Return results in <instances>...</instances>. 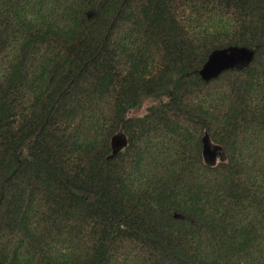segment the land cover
<instances>
[{"label": "trees", "instance_id": "trees-1", "mask_svg": "<svg viewBox=\"0 0 264 264\" xmlns=\"http://www.w3.org/2000/svg\"><path fill=\"white\" fill-rule=\"evenodd\" d=\"M0 264H264V0H0Z\"/></svg>", "mask_w": 264, "mask_h": 264}, {"label": "water", "instance_id": "water-1", "mask_svg": "<svg viewBox=\"0 0 264 264\" xmlns=\"http://www.w3.org/2000/svg\"><path fill=\"white\" fill-rule=\"evenodd\" d=\"M255 50L247 46L228 45L213 49L202 67L199 69L201 77L208 81L217 77L228 69H244L253 60ZM128 143L126 134L117 133L112 138L114 153L122 150ZM202 154L205 162L215 165L226 158V153L220 144L211 140L207 131L202 136Z\"/></svg>", "mask_w": 264, "mask_h": 264}, {"label": "rangeland", "instance_id": "rangeland-1", "mask_svg": "<svg viewBox=\"0 0 264 264\" xmlns=\"http://www.w3.org/2000/svg\"><path fill=\"white\" fill-rule=\"evenodd\" d=\"M252 49H254V48H252ZM255 50V49H254ZM147 103V102H146ZM149 103V102H148ZM147 106V105H146ZM146 106H144L142 109L144 110L145 108H146ZM212 140V139H211ZM215 143V142H214ZM216 144H218V143H216Z\"/></svg>", "mask_w": 264, "mask_h": 264}, {"label": "bare ground", "instance_id": "bare-ground-1", "mask_svg": "<svg viewBox=\"0 0 264 264\" xmlns=\"http://www.w3.org/2000/svg\"><path fill=\"white\" fill-rule=\"evenodd\" d=\"M113 146V145H112ZM113 154H116V153H114V149H113Z\"/></svg>", "mask_w": 264, "mask_h": 264}]
</instances>
